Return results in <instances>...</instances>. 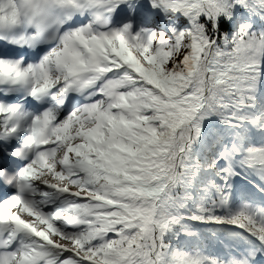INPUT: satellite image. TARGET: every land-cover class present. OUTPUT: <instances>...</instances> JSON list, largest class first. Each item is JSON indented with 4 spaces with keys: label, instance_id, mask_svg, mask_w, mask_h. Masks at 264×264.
<instances>
[{
    "label": "snow or ice",
    "instance_id": "6c2138e0",
    "mask_svg": "<svg viewBox=\"0 0 264 264\" xmlns=\"http://www.w3.org/2000/svg\"><path fill=\"white\" fill-rule=\"evenodd\" d=\"M0 264H264V0H0Z\"/></svg>",
    "mask_w": 264,
    "mask_h": 264
}]
</instances>
